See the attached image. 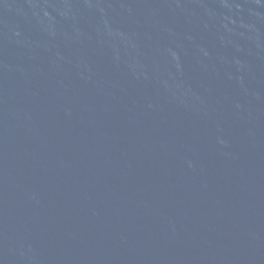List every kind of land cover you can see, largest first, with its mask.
Here are the masks:
<instances>
[{
  "label": "water",
  "instance_id": "obj_1",
  "mask_svg": "<svg viewBox=\"0 0 264 264\" xmlns=\"http://www.w3.org/2000/svg\"><path fill=\"white\" fill-rule=\"evenodd\" d=\"M0 264H264V0H0Z\"/></svg>",
  "mask_w": 264,
  "mask_h": 264
}]
</instances>
